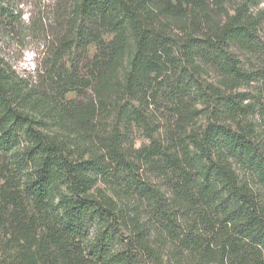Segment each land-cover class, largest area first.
Wrapping results in <instances>:
<instances>
[{"label": "trees", "instance_id": "obj_1", "mask_svg": "<svg viewBox=\"0 0 264 264\" xmlns=\"http://www.w3.org/2000/svg\"><path fill=\"white\" fill-rule=\"evenodd\" d=\"M153 1L71 0L61 16L51 84L62 99L102 74L106 33L134 42L111 126L88 155L45 131L26 108L35 92L0 62V264H264V136L253 121L264 104L206 77V66L240 85L259 75L234 49L264 57L262 0H243L220 27L206 7L227 0H158L160 11ZM184 12L170 29L164 16ZM90 44L100 52L83 57V77L68 55ZM161 103L168 114L154 125ZM133 124L148 138L139 148L126 144Z\"/></svg>", "mask_w": 264, "mask_h": 264}, {"label": "rangeland", "instance_id": "obj_2", "mask_svg": "<svg viewBox=\"0 0 264 264\" xmlns=\"http://www.w3.org/2000/svg\"><path fill=\"white\" fill-rule=\"evenodd\" d=\"M70 2L71 0H0V62L11 67L24 84L35 92L26 101V108L45 122V131L57 133L79 151L88 152L93 149L97 136L111 126L112 106L119 95L118 87L127 71L134 42L127 31L106 33L103 47L107 58L102 74L90 87L80 89L81 95H78V91H70L62 99L53 90L51 78L58 71L59 61L55 54L59 39L66 29L61 16L65 9L68 10ZM242 2L243 0H227L221 4L209 3L206 7L209 25L220 27L234 16ZM152 7L155 11H160L162 2L154 0ZM263 10L264 0L254 7L255 13L259 14ZM164 17L169 28L174 30L187 21L185 12L182 16ZM259 37L264 42V18L259 27ZM99 50L100 47L90 44L86 53L78 55L77 51H73L68 55V58H74L76 72L80 76L87 77L88 72L83 57L88 55L91 58ZM234 52L245 68L259 74L250 85H240L208 66L206 77L224 91L247 92L261 106L264 104V57L236 48ZM262 110L253 121L258 132L264 136V109ZM150 113L151 118L157 120L154 125H158L168 111L161 103L155 107V112L151 110ZM202 123L203 119H199L193 125L199 127ZM160 132L161 130L154 132V136L158 137ZM147 143L148 138L142 126L133 124L127 132V146L139 148ZM148 178L156 182L154 176L148 174Z\"/></svg>", "mask_w": 264, "mask_h": 264}]
</instances>
